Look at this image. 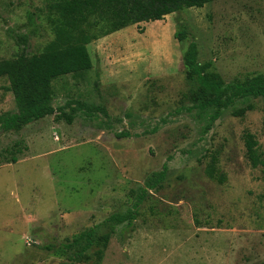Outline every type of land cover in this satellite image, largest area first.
Returning a JSON list of instances; mask_svg holds the SVG:
<instances>
[{
	"label": "rangeland",
	"instance_id": "374dc122",
	"mask_svg": "<svg viewBox=\"0 0 264 264\" xmlns=\"http://www.w3.org/2000/svg\"><path fill=\"white\" fill-rule=\"evenodd\" d=\"M23 35L28 55L54 39L45 0H0V61L21 52ZM192 40L198 61L228 83L264 74V0H215L97 39L91 69L52 81L55 114L0 130V264L69 263L79 248L65 244L112 228L107 247L97 239L75 264H264V170L245 146L253 134L264 158V98L244 116L193 108ZM8 85L0 77V115L18 112ZM68 102L106 114L57 119ZM132 213L130 225L108 220Z\"/></svg>",
	"mask_w": 264,
	"mask_h": 264
},
{
	"label": "trees",
	"instance_id": "16d2710c",
	"mask_svg": "<svg viewBox=\"0 0 264 264\" xmlns=\"http://www.w3.org/2000/svg\"><path fill=\"white\" fill-rule=\"evenodd\" d=\"M215 0H45V6L50 13V24L54 39L40 53L28 55L26 46L28 35L18 36V42L23 49L14 59L0 61V77L9 80L7 89L13 94L18 109L11 115H0V130L18 132L26 125L43 119L57 112L52 105V81L60 76L89 70L93 66L88 45L93 41L131 25L154 22L183 8H201ZM31 25H36L35 13H30ZM184 29L176 32V37L184 39L188 35ZM198 46L192 40L184 53V64L188 77L196 86L195 104L193 108L202 110L216 108L213 120L220 115L221 109H233L235 116H244L255 108L254 99L264 98V74H257L243 81L226 82L218 73L208 72L209 63L198 61ZM238 102L245 106L238 107ZM73 104H76L73 106ZM70 109L59 108L57 119L65 118L72 123L78 112L84 109L94 114L103 112L104 108L89 106L84 102H68ZM247 156L254 167L262 166L264 158L259 151L258 141L251 133L245 134ZM19 151L21 149H18ZM17 156L11 155L7 163H16ZM167 175V165L158 172L147 177L150 189L161 184ZM148 190L143 189L139 195L143 200ZM136 214H113L109 221L122 224L128 221L130 225ZM115 232L98 235L94 229L82 232L78 238L65 244L68 249L79 248L71 262L75 264L86 258V252L94 245L107 247Z\"/></svg>",
	"mask_w": 264,
	"mask_h": 264
}]
</instances>
